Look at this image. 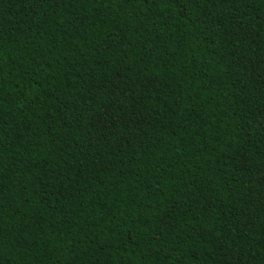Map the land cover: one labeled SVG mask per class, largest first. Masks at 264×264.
<instances>
[{"label":"trees","instance_id":"16d2710c","mask_svg":"<svg viewBox=\"0 0 264 264\" xmlns=\"http://www.w3.org/2000/svg\"><path fill=\"white\" fill-rule=\"evenodd\" d=\"M0 264H264V0H0Z\"/></svg>","mask_w":264,"mask_h":264}]
</instances>
